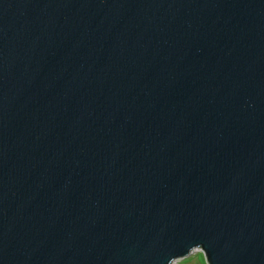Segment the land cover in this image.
I'll use <instances>...</instances> for the list:
<instances>
[{"label": "water", "instance_id": "water-1", "mask_svg": "<svg viewBox=\"0 0 264 264\" xmlns=\"http://www.w3.org/2000/svg\"><path fill=\"white\" fill-rule=\"evenodd\" d=\"M264 264V0H0V264Z\"/></svg>", "mask_w": 264, "mask_h": 264}, {"label": "rangeland", "instance_id": "rangeland-1", "mask_svg": "<svg viewBox=\"0 0 264 264\" xmlns=\"http://www.w3.org/2000/svg\"><path fill=\"white\" fill-rule=\"evenodd\" d=\"M173 264H206V261L202 252L195 250L189 256L177 260Z\"/></svg>", "mask_w": 264, "mask_h": 264}]
</instances>
